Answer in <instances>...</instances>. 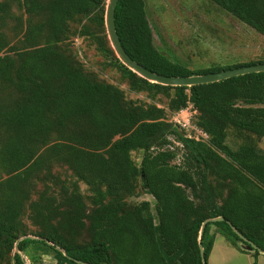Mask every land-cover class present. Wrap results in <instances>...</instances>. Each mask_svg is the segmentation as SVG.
Wrapping results in <instances>:
<instances>
[{
  "label": "trees",
  "instance_id": "trees-1",
  "mask_svg": "<svg viewBox=\"0 0 264 264\" xmlns=\"http://www.w3.org/2000/svg\"><path fill=\"white\" fill-rule=\"evenodd\" d=\"M211 1L264 34V0ZM107 2L0 1V264H38L40 253L56 264H204L200 244L209 263L213 226L247 252L230 224L264 251V151L247 137L264 139V73L193 87L151 83L117 57ZM115 22L129 56L164 76L264 63L192 70L172 60L155 45L144 0H119ZM74 35L88 38L133 92L166 97L171 113L192 105L203 135H186L167 120L166 108L128 100L122 88L89 72L71 49ZM230 128L244 139L235 149ZM134 152L143 153L139 163ZM56 166L73 174L63 178ZM78 182L89 186L88 197ZM50 183L70 191L66 209L43 194L32 201ZM141 190L154 198L155 211L149 201L126 209ZM28 203L36 238L20 240L30 234L23 221ZM218 217L225 221L209 222L201 235L203 223Z\"/></svg>",
  "mask_w": 264,
  "mask_h": 264
},
{
  "label": "rangeland",
  "instance_id": "rangeland-1",
  "mask_svg": "<svg viewBox=\"0 0 264 264\" xmlns=\"http://www.w3.org/2000/svg\"><path fill=\"white\" fill-rule=\"evenodd\" d=\"M144 1L147 18L154 32L155 45L172 60L188 66L192 70L264 61V34L258 33L211 0ZM14 11L18 13V7H14ZM85 22L83 21V24ZM9 23L10 26L15 24L14 21L11 24V20ZM10 26L5 24L4 32L13 45L16 44L17 38L13 36ZM81 27L82 24L77 23L72 31L76 33ZM70 45L74 54L89 72L96 74L101 80L122 88L128 100L144 105L157 104L161 108H166L168 111L167 120L173 126H178L186 135L199 136L202 134L195 125L197 113L192 105L178 113H171L166 97L154 99L145 92H133L126 81L121 79L120 72L109 66V60L102 56L88 38L74 35L70 40ZM247 137L257 145L258 149L264 151V139L253 135H247ZM243 141V137L238 136L235 129L228 130V144L232 148H237ZM142 155V152L133 153L137 163L141 161ZM180 162L182 161L176 160L177 164ZM54 172L63 178L66 177L65 175L73 174L65 166H56ZM72 180L77 181V178L73 177ZM78 183L83 197H88L91 194L89 186L83 182ZM41 194L50 197L55 206L61 210L68 207L71 195L68 189L50 183V188L39 186L32 201L38 199ZM126 201L127 210L134 209L143 201H149L155 211L154 198L143 190L139 196L129 197ZM29 205L30 203L26 206L23 221L30 231L28 236L36 238L33 232L37 230L29 218ZM85 223L82 237L89 240L91 222L88 220ZM220 232L216 226L211 229V233L216 234L217 238L209 264H264V254L260 253L259 256H256L253 250H248L241 243H239L241 249L247 252L239 251L233 248ZM40 255L41 259H38V264H56L52 257L42 256L41 253Z\"/></svg>",
  "mask_w": 264,
  "mask_h": 264
},
{
  "label": "water",
  "instance_id": "water-1",
  "mask_svg": "<svg viewBox=\"0 0 264 264\" xmlns=\"http://www.w3.org/2000/svg\"><path fill=\"white\" fill-rule=\"evenodd\" d=\"M119 0H108L106 6V15H105V24L107 28V33L111 45L119 58V60L130 70L134 73L138 74L140 77L148 80L151 83L160 84L163 86H172V87H193L197 85H204L210 83H216L220 81H224L230 78L251 74V73H264V63L255 64L250 66H243L238 68H232L229 70L216 72V73H208L204 75H194L189 77H168L161 74L154 73L136 61H134L129 54L124 49L122 42L118 36L116 22H115V15H116V8ZM225 221L224 217H218L214 219L207 220L203 223L201 228V235L203 234L206 225L209 222H222ZM233 230L246 242L247 245H244L250 251L257 250L260 253L264 254V251L257 247L253 242L249 241L245 238L232 224H230ZM25 238H33L30 236L21 238L23 240ZM201 240V239H200ZM18 250V248H17ZM200 250L202 255V261L204 264H209L206 257H205V249L202 244H200ZM23 258L28 261L26 255L22 254ZM29 264V263H28Z\"/></svg>",
  "mask_w": 264,
  "mask_h": 264
}]
</instances>
